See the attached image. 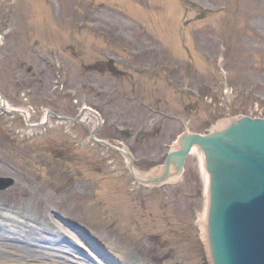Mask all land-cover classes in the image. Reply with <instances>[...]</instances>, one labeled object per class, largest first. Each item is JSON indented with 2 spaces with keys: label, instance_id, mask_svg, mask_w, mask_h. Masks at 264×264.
Segmentation results:
<instances>
[{
  "label": "rangeland",
  "instance_id": "obj_1",
  "mask_svg": "<svg viewBox=\"0 0 264 264\" xmlns=\"http://www.w3.org/2000/svg\"><path fill=\"white\" fill-rule=\"evenodd\" d=\"M51 63L66 72L63 89ZM0 93L31 123L47 109L70 118L74 107L98 111L96 137L132 150L134 169L153 175L184 130L264 117V0H0ZM85 120L51 117L36 130L0 113V181L13 179L0 204L69 239L66 252L58 236L40 254L4 241L0 255L203 264L198 157L187 156L177 181L146 187L123 155L90 139Z\"/></svg>",
  "mask_w": 264,
  "mask_h": 264
},
{
  "label": "water",
  "instance_id": "obj_2",
  "mask_svg": "<svg viewBox=\"0 0 264 264\" xmlns=\"http://www.w3.org/2000/svg\"><path fill=\"white\" fill-rule=\"evenodd\" d=\"M189 133L182 138L181 149L168 157L167 165L160 169V174L164 177L171 176V173H181L174 161L168 164L169 161L175 159L180 166L190 146L199 145L202 153H205L208 168L214 173L213 210L218 211L220 203L226 206L221 215L225 232L223 240L228 245L226 249L231 253L233 246L244 243L250 244L253 249L251 255L239 260V264H244L252 260L256 252L264 251V154L259 156V151L264 148V121L245 118L222 134L207 136ZM222 135H226V139L223 140ZM178 144L177 147L180 146ZM206 160L204 157L205 165ZM146 176L155 182V175ZM7 182L1 180L0 188L7 185ZM209 185L210 182L208 188ZM228 217L234 219V224L239 220V226H230L227 223ZM206 249L209 251L210 247L206 246ZM203 264H207L205 259Z\"/></svg>",
  "mask_w": 264,
  "mask_h": 264
},
{
  "label": "bare ground",
  "instance_id": "obj_3",
  "mask_svg": "<svg viewBox=\"0 0 264 264\" xmlns=\"http://www.w3.org/2000/svg\"><path fill=\"white\" fill-rule=\"evenodd\" d=\"M129 40L130 39H127V41H129ZM28 69H30V68H28ZM67 82H68V80H67ZM0 95H1V93H0ZM7 106H8V104H7ZM23 114H24L25 118H26V114H27L28 121L31 120V118L28 116L27 112H25V113L23 112ZM48 116H50V114H48V115H47V113L43 114L42 119H41V121L42 120L43 121L40 124H32L33 128H35L37 130L39 128L45 127V125H46L45 121L47 119H49ZM80 117H81V119L83 121L88 118V119H90V121H92L93 123L96 124V122L94 121V117L92 115H90L89 113H84L83 112V113L80 114ZM88 121L89 120H87V121L85 120V122H88ZM231 121L232 120H228V121H224L222 123H219L210 132H218L219 129H223L224 126L228 125V123H230ZM27 128L32 129V127H30V124L27 125ZM89 134L91 136L92 135V131H89ZM198 135H205V133H202V134L199 133ZM108 148L116 150L113 147H109L108 146ZM189 154H195L198 157V159L200 160L201 171L203 173L204 190L205 191H204L203 207H202V210H201V214L199 215V218H200L201 222H203V218H205V213L207 212L206 203H207V193L208 192H207L206 188H208L209 175L205 171V164H204V157H203L204 155H203L199 145H191L190 146L189 150L187 151V153H186V155H185V157L183 159V162H186L187 156ZM165 160L166 159H164L163 162H165ZM133 168H134V166H133ZM128 171H129V173L131 175L132 171L130 170V168H128ZM174 174L175 173H171V176H164V178L169 179ZM176 174H181V173H176ZM133 175H134V177H136V179L138 181L140 180V181L144 182L148 186H150L152 183H154L152 180H150L146 176V175H152L151 173L146 174V175H141V174H139V172H137L134 169L133 170ZM7 184H8V182H7ZM157 184H158V182L155 185H157ZM12 212H13V210L11 208H8L7 206H3L2 203L0 204V249L7 248L6 246H3L1 242H4V241L9 242L10 241V242H13L16 245H20L22 247H26V245H27V247H33L34 253L38 252L37 254H40L41 252L39 250H37V249L42 247V245L45 244V242L48 243V244H51L53 246L58 245L55 241L58 240V236H59V238L62 241V242H60L61 243V251L62 252H66V248L69 247V244H67V241L69 239L67 238V240L66 239L64 240V239L61 238L63 236H68L66 233H63L61 228H58V229H53L52 228V231H51L50 229H48L46 227L45 224H39V225H36L34 223L32 224L31 223L32 218L30 217V214H29V216L28 215H22L20 213H19L20 215L19 214L17 215V214H14ZM18 217H20V218H18ZM61 218L63 219V217H61ZM71 223H74V221L71 222ZM71 225H73V224H71ZM202 230H204L203 227H202ZM46 232L49 233L50 236L47 237ZM26 242H27V244H25ZM31 243H34V244H31ZM38 243H41V244H38ZM77 249L78 250L75 251V248L70 246L69 251L74 252V254H77L78 252H80L79 248H77ZM203 253H204V251L201 254L203 255ZM13 254H15V253H13ZM9 255H10V252H8V256ZM11 257L1 256L0 255V264H28L27 263V258H25V259L21 258V256H19V255H17L18 258H13V257L11 258ZM52 259L53 258H51V260ZM21 260H23V262ZM28 262H33V263L36 262L34 264H41L39 259L38 260H33V261H31L29 259Z\"/></svg>",
  "mask_w": 264,
  "mask_h": 264
}]
</instances>
